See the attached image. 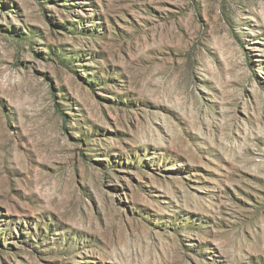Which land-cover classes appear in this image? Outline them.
<instances>
[{
  "label": "rangeland",
  "instance_id": "1",
  "mask_svg": "<svg viewBox=\"0 0 264 264\" xmlns=\"http://www.w3.org/2000/svg\"><path fill=\"white\" fill-rule=\"evenodd\" d=\"M0 264H264V0H0Z\"/></svg>",
  "mask_w": 264,
  "mask_h": 264
}]
</instances>
